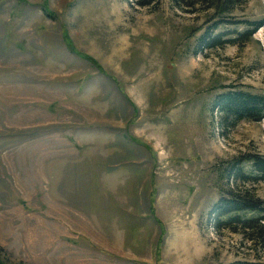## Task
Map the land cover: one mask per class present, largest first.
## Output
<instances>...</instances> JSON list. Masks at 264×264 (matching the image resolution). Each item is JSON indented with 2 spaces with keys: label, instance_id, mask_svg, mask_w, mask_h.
<instances>
[{
  "label": "rangeland",
  "instance_id": "obj_1",
  "mask_svg": "<svg viewBox=\"0 0 264 264\" xmlns=\"http://www.w3.org/2000/svg\"><path fill=\"white\" fill-rule=\"evenodd\" d=\"M216 5L0 0L4 264L165 254L148 215L169 235L152 264H264V117L214 107L264 95V0ZM222 195L257 208L209 215Z\"/></svg>",
  "mask_w": 264,
  "mask_h": 264
},
{
  "label": "trees",
  "instance_id": "obj_2",
  "mask_svg": "<svg viewBox=\"0 0 264 264\" xmlns=\"http://www.w3.org/2000/svg\"><path fill=\"white\" fill-rule=\"evenodd\" d=\"M156 0H149L153 3ZM179 8L193 6L200 0H171ZM218 6L222 11L233 9L234 5L240 0H217ZM148 3H143L147 5ZM207 31L202 34L200 44L205 43ZM218 107L222 112V117L226 121L235 124L242 119L261 120L264 117V95L255 94L241 89H228L215 97L214 107ZM253 167L255 172L264 179V158H253ZM234 168V167H233ZM260 178V179H261ZM257 205L243 199H234L222 195L220 199L212 206L209 215H216L219 218L229 215L233 212L256 209ZM0 264H4L0 260Z\"/></svg>",
  "mask_w": 264,
  "mask_h": 264
},
{
  "label": "crops",
  "instance_id": "obj_3",
  "mask_svg": "<svg viewBox=\"0 0 264 264\" xmlns=\"http://www.w3.org/2000/svg\"><path fill=\"white\" fill-rule=\"evenodd\" d=\"M129 152H132V149H129ZM130 154L131 153H129V155ZM116 157L122 161L123 159H126L127 155L119 154ZM146 220H149L148 221L149 223L145 222L146 223L145 227L147 226V224H149L151 227L154 226L153 230L156 232L155 239L157 240L158 244L161 245V248L163 247V250L166 251L165 254H161V253L159 255L157 253L147 254V253H145V251H143V253L140 255V254L133 252L131 250H130L129 254H124L123 252H121V250L118 247L117 249H115L116 252H114L113 254L104 255L103 256L104 259L102 260V262L104 264H132V262L138 263V264H152L153 260H155V261L160 260L159 262H162L164 260L165 261L170 260V257L167 254L168 247H169V246H167L169 235H166V234H168V231L166 234L163 232L164 224L161 222L158 223V222L150 221L149 215L147 216L146 219H142L141 221L143 222ZM137 221H139V220H136V222ZM125 223L127 224V222H125ZM163 235H164V237H163ZM146 236H150V235L148 233H146ZM115 243H117V242L115 241ZM117 244H119V243H117ZM120 248H121V246H120Z\"/></svg>",
  "mask_w": 264,
  "mask_h": 264
}]
</instances>
